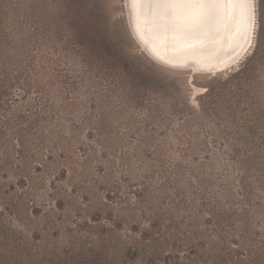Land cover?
Returning a JSON list of instances; mask_svg holds the SVG:
<instances>
[{
  "label": "rangeland",
  "instance_id": "obj_1",
  "mask_svg": "<svg viewBox=\"0 0 264 264\" xmlns=\"http://www.w3.org/2000/svg\"><path fill=\"white\" fill-rule=\"evenodd\" d=\"M256 4L252 51L194 94L143 53L126 0H0L5 264H264Z\"/></svg>",
  "mask_w": 264,
  "mask_h": 264
},
{
  "label": "bare ground",
  "instance_id": "obj_2",
  "mask_svg": "<svg viewBox=\"0 0 264 264\" xmlns=\"http://www.w3.org/2000/svg\"><path fill=\"white\" fill-rule=\"evenodd\" d=\"M126 2L128 24L143 53L164 67L188 72L192 84L197 75L233 67L257 41L256 0L240 3L244 14L238 16L229 0ZM202 89L195 86L193 93Z\"/></svg>",
  "mask_w": 264,
  "mask_h": 264
},
{
  "label": "trees",
  "instance_id": "obj_3",
  "mask_svg": "<svg viewBox=\"0 0 264 264\" xmlns=\"http://www.w3.org/2000/svg\"><path fill=\"white\" fill-rule=\"evenodd\" d=\"M88 225L90 227H94L92 226L90 223H88ZM150 226L155 227V225H157V222L155 223L154 221H152L150 224ZM13 236V234L11 233L10 228H8L6 226V224H4L2 222V220L0 219V246L3 244H9L10 241L9 239ZM147 236L144 235V238H146ZM15 252V249H14ZM10 256H6L3 253L0 252V264H5L4 261H9Z\"/></svg>",
  "mask_w": 264,
  "mask_h": 264
},
{
  "label": "water",
  "instance_id": "obj_4",
  "mask_svg": "<svg viewBox=\"0 0 264 264\" xmlns=\"http://www.w3.org/2000/svg\"><path fill=\"white\" fill-rule=\"evenodd\" d=\"M231 8H232V13L235 15V16H238L240 14H244V9L241 8L240 6V3H237V2H232L231 4Z\"/></svg>",
  "mask_w": 264,
  "mask_h": 264
},
{
  "label": "snow or ice",
  "instance_id": "obj_5",
  "mask_svg": "<svg viewBox=\"0 0 264 264\" xmlns=\"http://www.w3.org/2000/svg\"><path fill=\"white\" fill-rule=\"evenodd\" d=\"M179 2H197V0H179ZM229 2H237L248 5L254 3L255 0H229Z\"/></svg>",
  "mask_w": 264,
  "mask_h": 264
}]
</instances>
